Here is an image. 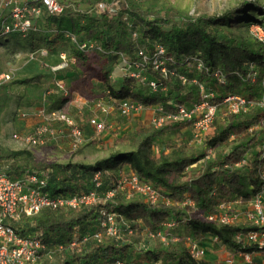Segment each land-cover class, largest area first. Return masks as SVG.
Listing matches in <instances>:
<instances>
[{
    "label": "trees",
    "instance_id": "16d2710c",
    "mask_svg": "<svg viewBox=\"0 0 264 264\" xmlns=\"http://www.w3.org/2000/svg\"><path fill=\"white\" fill-rule=\"evenodd\" d=\"M113 1L82 0L81 4L86 6L85 9H71L66 4L63 15H45L37 20L45 22L48 29L56 31L57 38L47 36L43 40L48 52L54 50L57 43L67 44L72 47L71 54H68L76 59V65L80 67H85L91 54L104 56L105 65L101 67L106 84L104 92L109 91L117 101L129 99L145 107L161 105L166 111H174L176 105L189 106L201 101L196 87H188L181 82L182 75L197 77L208 91L215 92L218 97L211 101L213 103L222 101L228 95L237 94L252 101L263 98L264 45L260 42L253 44L234 35L222 38L216 30L219 25L230 24L235 18L247 16V11L264 13V7L258 3L246 1L217 16L192 18L181 14L179 17L183 24L179 26L176 23L170 24V20L164 16L150 19L152 14L145 13L138 0H125L123 14L95 11L98 3ZM250 21L263 24L258 20ZM165 26L170 28L165 29ZM66 32L82 41L99 43L102 51L79 50L65 36ZM134 33L137 34L136 39L133 38ZM159 45L165 49L167 57L173 59L168 63V69L175 75L166 77L147 66L143 75L149 80L157 81L160 88L157 92H152L146 83L125 76L121 69L123 59L134 64L140 61L139 52L144 51L152 57ZM62 51L59 50V53ZM195 56H200L205 70L197 71L186 65V59ZM76 65L72 67L75 68ZM115 65L121 66L119 69L123 84L120 88L113 85L117 81L116 77L113 78L112 69ZM254 71L258 73L255 82L251 79ZM217 72L225 77V83L218 81L215 76ZM43 78V75H37L26 82L40 81ZM69 100L70 97H65L64 102ZM223 114L215 120L216 131L204 138L205 149L202 153H189L185 145L178 147L173 141L167 140V148L173 150L171 155L162 158L153 156L156 138L165 139L169 135L180 137L184 129H192V122L184 121L159 129H140L131 140L123 137L121 141L129 143L135 150L116 152L94 164L55 163L44 167L47 171L36 170L48 173L49 190L52 193L70 195L93 190V178L98 172L108 170L114 174L118 169L128 167L141 179L153 184L171 201L169 205H152L143 199L125 202L122 197H118L116 202L99 203L80 210L45 209L38 216L27 220L20 228L21 231L42 233L45 243L52 250L64 246L60 264H115L117 261L125 264H214L205 259H193L183 243L186 236L198 241H204L208 236L217 238L234 255L264 252V249L244 246L235 240L237 235L259 228L250 224L218 225L205 220L206 215L219 214L222 205L253 201L263 192L264 187V158L254 152L264 141V127L250 131L264 119V107L255 106L250 111L238 114ZM220 148L222 153L209 156L210 149L215 152ZM251 151L254 154L252 161L238 167L237 164ZM23 154L24 152H14L7 158L20 160ZM202 160L200 171L186 178L190 169ZM17 163L19 162L15 165ZM14 171L21 174L26 168L16 165ZM113 180L114 175L104 178V185L99 191L113 188ZM187 200H191L193 205L184 204ZM102 208L122 216L135 230L134 235L144 234L145 231H162L169 220H173L177 228L183 225L186 234H182V241L176 244L163 246L159 243L145 249H139L140 241L106 238L96 240L93 234L100 228L99 212ZM31 223L34 227H31ZM85 237H88L87 241L83 240ZM73 241H77L80 247L83 246L79 253L75 252L77 247L68 249Z\"/></svg>",
    "mask_w": 264,
    "mask_h": 264
},
{
    "label": "built area",
    "instance_id": "2783aa9c",
    "mask_svg": "<svg viewBox=\"0 0 264 264\" xmlns=\"http://www.w3.org/2000/svg\"><path fill=\"white\" fill-rule=\"evenodd\" d=\"M115 4H117V0L110 3L100 2L95 6V11L97 13L112 14ZM66 8L67 6L59 0H0V31L2 35L26 37L35 30L36 22L41 17L45 15L61 16L65 13ZM65 36L83 52L102 51L101 45L95 41H82L77 36L68 32L65 33ZM136 37L137 34L134 33L133 38L136 39ZM254 37L264 45V38L258 35ZM40 53L41 55H48V50L43 49ZM139 56L141 57L140 61L134 64H130L127 60L123 59L121 70L125 76L135 78L141 83H146L152 92H157L160 88L157 81L149 80L143 75L147 66L153 67L154 70L166 77L175 75L174 72H170L168 69V63L172 62L173 59L167 57V53L162 46H157L156 52L152 57H149L144 51L139 52ZM59 58L58 64L50 66L52 73L65 72L76 65V59L65 51L60 52ZM185 63L194 70H205V65L200 56L186 59ZM215 76L220 83H225V77L220 72L215 73ZM257 76L258 73L256 71L251 74L253 82L256 81ZM6 79H10V75H6ZM180 79L184 85L198 89L201 101L193 102L189 106L176 105V110L166 111L161 105L145 107L129 99L117 101L112 98L109 91H106L103 96L92 100L89 103L90 107H86V109L90 111L87 123L92 127L94 137L99 138L109 131L107 118L115 111L120 116L129 118L132 115L151 109L150 123L151 127L156 129L184 121L192 122V130L198 139L203 134H207V131L214 126L215 120L223 113L238 114L250 111L255 106L264 107V95L260 101L248 100L240 94L228 95L222 101L213 103L211 101L215 100L218 95L215 92L208 91L197 77L193 76L189 78L182 75ZM262 84L264 92V76L262 77ZM56 87L65 97L70 96V90L64 79H58ZM170 104L173 105V102ZM66 106L67 104L65 107L59 109L45 110L42 108L35 111L34 114L40 119V123L28 134L25 138V143L31 147H41L57 140L65 139L72 152L80 150L85 145L87 139L83 125V117L85 115L83 110L85 107H80L79 114L82 116V119L78 120L66 109ZM19 115L27 117L28 114L27 112L19 111ZM261 127H264V119L250 131ZM13 138L18 140L19 136L14 134ZM202 139L199 140L202 141ZM256 148L259 150L262 158H264V141ZM213 152L214 150L210 149L208 151L209 156ZM4 157L0 148V160ZM253 157L254 154L251 151L237 166L247 165L252 161ZM7 170L0 166V264H39L45 256L50 255L52 252L61 254L65 251L62 245L58 246L55 250L50 249L45 243L42 233L34 231L24 232L20 229L27 220L38 216L45 209L80 210L99 203L108 204L116 202L118 197H122V200L125 202L143 199L152 205H169L171 203L153 184L141 179L138 174L128 167L118 169L114 174L108 170L98 172L93 178V190L70 195L52 193L49 190L50 177L48 173L26 170L21 174L15 172L12 174ZM113 175V188L100 192L99 190L104 185L103 179ZM263 196L264 187L263 192L253 201L249 202L250 206L243 214H239L238 212H235V214L231 213L232 211H236L235 205L243 204V202L237 201L222 205L219 214L206 215L205 220L218 225H236L239 220L243 219L242 224H250L259 229L237 235L235 238L237 243L264 249ZM184 204L193 205V202L187 200ZM99 214L101 216L100 228L93 234L96 240H103L105 238L123 240L124 233L132 236L135 234V230L131 228L129 222L114 211L102 208ZM31 227H34L33 223H31ZM176 229L177 224L173 220H169L165 223L162 231H145V239H142L138 244L139 249L153 247L158 242L163 246H169L182 241L181 237L175 233ZM83 240L87 241L88 237H85ZM213 241L218 242V239L214 238ZM183 243L193 259L202 260L207 256V246L203 245V241L186 236L183 239ZM78 246L79 243L73 241L69 244L68 249L71 250ZM238 260L245 264H253L252 255L249 253L236 254L220 264H237ZM115 264L125 263L117 261Z\"/></svg>",
    "mask_w": 264,
    "mask_h": 264
},
{
    "label": "rangeland",
    "instance_id": "374dc122",
    "mask_svg": "<svg viewBox=\"0 0 264 264\" xmlns=\"http://www.w3.org/2000/svg\"><path fill=\"white\" fill-rule=\"evenodd\" d=\"M71 9L81 8L85 9L86 6L81 4L82 0H59ZM141 3V7L145 13L152 14L150 19L155 16H164L170 20V24L176 23L179 26L183 24V20L179 17L188 16L197 18L199 16H217L223 14L228 9L236 8L242 5L246 1H253L264 7V0H138ZM125 0H117L113 8V13L123 14ZM250 20H258V24ZM165 29L170 27L165 26ZM264 13L259 11H247V16H240L235 18L232 23L219 25L216 27L217 32L222 38H230L232 35L238 36L243 40H247L250 43L257 44L258 40L255 35L264 38ZM50 36V38H57L56 31L48 29L45 22H37L36 28L26 37L18 35H2L0 31V148L4 154V158L0 160L1 168L10 171L13 174L16 165H22L26 170L47 171L44 166L45 163H41L43 160L42 148L28 146L23 150L17 152H24L20 160H16L19 163L15 165L14 159L7 158L8 155L16 151H8L11 147L25 143V138L31 131L39 124L38 120L34 117L33 112L38 109L49 110L45 102L48 103L47 96L50 94L59 93V89L56 87L58 79L54 80V77L50 73V64H54L56 60H48V58L42 57L41 50L47 49L43 44V40ZM59 50L69 52L71 54L72 47L69 45H63L57 43L54 50L50 51L51 56H58ZM104 56L98 54H91L84 66L76 65L75 68H71L66 72V79L70 73L77 71L81 72L84 77L83 89L86 99L90 103L97 97L105 94L106 84L104 74L101 71V67L105 65ZM121 67V66H120ZM119 65L113 66L114 77L117 81H114L115 88H120L123 84V80L120 77ZM50 70V71H49ZM6 75H10V79H6ZM37 75H43L44 78L40 81L26 82ZM54 85H51L53 83ZM145 90L146 87H143ZM70 90V98L72 94V87ZM50 92V94H48ZM31 108V109H30ZM19 111L27 112V117L19 115ZM85 115L89 116L88 109L83 110ZM151 109H147L146 112L135 114L129 118L120 116L117 111L112 112L107 118L109 124V131L105 132L99 137V141L91 142L89 146L85 145L80 150L73 153L72 156L66 157L63 160H59V164H67L73 162H81L87 164L90 162H97L102 159H106L116 152H129L135 150L129 143L122 142L123 137L131 140L140 129H149ZM216 131L213 126L207 134H203L198 139L195 137V132L192 129H184L182 135L177 137L175 135H169L165 139L156 138L153 145L152 154L156 158L168 157L173 150L168 149L166 145L167 140L173 141L178 147L186 146V150L191 153L197 151L202 153L204 148V138L213 134ZM19 136L18 140L13 138V135ZM203 138V139H202ZM199 139H202L200 141ZM99 143L106 144L99 147ZM107 144L109 147H107ZM87 146V147H86ZM33 149H31V148ZM30 148V149H29ZM222 148L213 153L219 155L222 153ZM255 153L259 155V150L255 148ZM14 161V163H12ZM204 160L194 165L186 178L200 171V166ZM12 164V165H11ZM15 168H14V167ZM48 166V165H46ZM15 172V171H14ZM111 172V171H110ZM236 211L231 213L235 214ZM243 219L238 221V224H242ZM175 233L179 236L186 234L185 227H181L175 230ZM123 240L137 242L145 239L144 234L126 235L123 234ZM214 237L208 236L203 241V245L207 246L208 254L218 251L221 258L212 262L214 264H220L225 260L235 256L219 241L214 242ZM207 241V243H206ZM206 243V244H204ZM159 244V242L157 243ZM83 246H79L75 249V252L79 253ZM62 254L58 252H52L50 255L45 256L39 264L48 262L49 264H60L62 262ZM205 259H208V257Z\"/></svg>",
    "mask_w": 264,
    "mask_h": 264
},
{
    "label": "crops",
    "instance_id": "0c3cea01",
    "mask_svg": "<svg viewBox=\"0 0 264 264\" xmlns=\"http://www.w3.org/2000/svg\"><path fill=\"white\" fill-rule=\"evenodd\" d=\"M59 54L60 53L58 52V56H51L50 53L48 52V55H42V57H44L46 59L48 58V60H50V59L56 60V62H54V64H50V65H55V64H58L60 61ZM71 68H73V67H71ZM70 69H68V70H70ZM67 71L61 72L58 74L53 73L51 75L53 77L55 76L54 80L55 79H64L67 87L68 88L72 87L73 90H72V94H71V98H70L69 102H67V103L64 102L65 96L62 94V92H59V93L50 94V96H47V97L45 95V98L48 101V103L45 102V105L49 110H53V109H59V108L65 107V105L67 104L66 109L76 119L81 120L82 116L79 114L80 113V110H79L80 107H85V108L90 107V104H89L88 100L86 99L84 89H83V83H82L84 81L83 80L84 77H86V76L82 75L78 69L77 71L70 73L69 74L70 77H68L66 79L64 74H66ZM50 73H52V72L50 71ZM52 82L53 83H51V85H54L55 84L54 81H52ZM87 114L90 115V111ZM87 117H88L87 115H84L83 125H84V129H85V132L87 135L86 144H87V146H89L91 144V142H96V139H99V138L94 137V131H93L92 127L87 123ZM34 118L39 121L38 123H40V119L38 117H34ZM97 141H99V140H97ZM100 144L101 143H99V145H98L99 147L102 145V144L101 145ZM104 145H106V144H103L102 146H104ZM28 146L29 145H27L26 143H22V144H18V145L11 147L10 149H8V151H16L17 152V151L23 150L24 148H26ZM107 147H109L108 144H107ZM41 148L43 150V152H42L43 160L41 163H45L46 165L58 163L59 160H63L66 157H70L74 153L70 150L68 142L65 139L57 140L51 144L41 146ZM31 149H33V148H31ZM73 163H81V162H73ZM94 163H96V162H90L87 164H94ZM46 165L44 167H46ZM34 170L36 171V169H34ZM28 171H30V170H28ZM263 199H264V196H263ZM249 206H250V203H243L241 205H235V209H236V212H238L239 214L240 213L243 214L244 211L249 208ZM206 243H207V241H206ZM207 257H208V259H205V260L210 262V263L221 258L218 251H214V253L208 254ZM252 259H253V264H264V252H260V253H256V254L252 255ZM237 264H245V263L238 260Z\"/></svg>",
    "mask_w": 264,
    "mask_h": 264
}]
</instances>
